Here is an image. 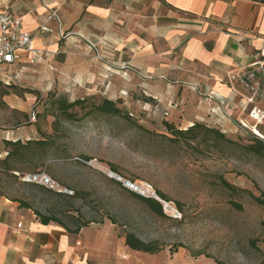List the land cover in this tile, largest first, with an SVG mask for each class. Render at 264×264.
I'll list each match as a JSON object with an SVG mask.
<instances>
[{
	"label": "rangeland",
	"instance_id": "obj_1",
	"mask_svg": "<svg viewBox=\"0 0 264 264\" xmlns=\"http://www.w3.org/2000/svg\"><path fill=\"white\" fill-rule=\"evenodd\" d=\"M27 67L36 73H21L8 95L0 88V159L7 154L4 140L47 139L50 145H31L16 163L20 175L0 168V192L71 227L100 223L122 235L132 232L158 247L161 258L177 256L181 263L190 258L193 264H264V204L254 198H264V159L236 145L168 141L163 137L168 134L163 113L134 78L128 77L121 89L102 82L89 88L58 78L41 64ZM61 96L69 101L90 97L97 103L109 98L118 101L130 119H59L53 113ZM228 137L241 143L249 138ZM40 171L73 194L59 195L22 180L24 173ZM127 181L154 190L165 215L154 213L125 190ZM176 210L181 217L174 216Z\"/></svg>",
	"mask_w": 264,
	"mask_h": 264
},
{
	"label": "crops",
	"instance_id": "obj_2",
	"mask_svg": "<svg viewBox=\"0 0 264 264\" xmlns=\"http://www.w3.org/2000/svg\"><path fill=\"white\" fill-rule=\"evenodd\" d=\"M3 12L21 17L22 31L52 29L34 36L35 63L12 65L18 77L36 63L75 86L121 89L130 77L180 128L204 121L235 137L244 122L264 135L249 114L263 104L236 79L264 53V0H0ZM20 200L0 192V264H193L133 250L111 226L43 223Z\"/></svg>",
	"mask_w": 264,
	"mask_h": 264
},
{
	"label": "trees",
	"instance_id": "obj_3",
	"mask_svg": "<svg viewBox=\"0 0 264 264\" xmlns=\"http://www.w3.org/2000/svg\"><path fill=\"white\" fill-rule=\"evenodd\" d=\"M1 87L3 89L2 94L8 95L10 93V89L13 86L12 84H7L1 80L0 88ZM147 99L152 100V98ZM54 105H56L57 112L53 113V115H55L59 119L61 117L62 119L69 122H79L87 118L95 117L96 115H112L124 119H130L129 114L125 111V109L119 107L118 101L109 98H103L99 103H97L95 101H92V98L90 97L78 98L74 101H69L64 96H61L55 100ZM163 123L169 134H165L163 135V137L170 142L176 143L183 141L187 144H191V142H198L199 144H204L205 146L209 147H215L219 144L236 145L244 153L264 159V139L259 136L250 135L248 136V143H241L229 138L226 133H224L220 128L209 126L204 121H195L192 125L182 129L167 120H165ZM136 126L140 129H143V126L139 124H136ZM4 144L7 148V154L3 159H0V168L6 172H12L14 175H18L17 173H19V168L16 163L19 160L24 159L25 152L30 150V146L36 145L40 147H46L50 145V142L47 139L27 140L26 142H22L21 140H4ZM223 183L231 187L226 180H223ZM123 188L130 192L143 204L148 206L154 213L165 215L163 212L162 203L155 198L150 196H143L125 186H123ZM55 193L64 195L56 191ZM157 193L162 199H168V197L164 193L160 191H158ZM254 198L260 203L264 204V198L255 195ZM20 201L23 206L31 208V206L24 200ZM36 214L41 217L43 223L55 221L64 224V222L55 215H44L38 211L36 212ZM126 244L131 249L136 251H142L151 254H156L159 251V248L154 246V244L143 241L132 232L126 233Z\"/></svg>",
	"mask_w": 264,
	"mask_h": 264
},
{
	"label": "built area",
	"instance_id": "obj_4",
	"mask_svg": "<svg viewBox=\"0 0 264 264\" xmlns=\"http://www.w3.org/2000/svg\"><path fill=\"white\" fill-rule=\"evenodd\" d=\"M49 16L48 21L56 20L61 22L59 13L56 9H48ZM22 19L21 17H15L8 12L0 13V75L3 82L12 84L18 79L11 67L19 59L25 55L30 63H35L39 58V50L33 45L34 36L39 32H49L52 29L44 24L40 27L39 31L35 34L25 32L21 30ZM62 35V34H61ZM90 47L95 51V56L98 60L104 61V57L99 52L97 46L90 43ZM239 85L248 93L252 102L260 101L263 106H253L249 114L251 118L256 121L264 120V53L261 59L244 67L236 76ZM210 98H214L213 95ZM238 129L241 134L247 136L256 135L264 139V135L256 131V129L250 127L247 123L239 122ZM20 175L19 173H17ZM22 180L28 183H35L40 186L46 187L50 190L73 194L72 190H68L62 186L53 176L46 171L24 173ZM128 188L129 185L134 187L132 189L142 195L158 198L155 191L152 189H143L130 181L126 182ZM137 189L139 191H137ZM166 208L171 207L168 202L163 201ZM175 217H181L182 214L176 210Z\"/></svg>",
	"mask_w": 264,
	"mask_h": 264
},
{
	"label": "bare ground",
	"instance_id": "obj_5",
	"mask_svg": "<svg viewBox=\"0 0 264 264\" xmlns=\"http://www.w3.org/2000/svg\"><path fill=\"white\" fill-rule=\"evenodd\" d=\"M256 131H258V130H256ZM259 132V131H258ZM259 133H261V132H259ZM127 184V183H126ZM129 187L130 188H132V189H135L134 187H132L131 185H129ZM137 191H139L138 189H137Z\"/></svg>",
	"mask_w": 264,
	"mask_h": 264
},
{
	"label": "water",
	"instance_id": "obj_6",
	"mask_svg": "<svg viewBox=\"0 0 264 264\" xmlns=\"http://www.w3.org/2000/svg\"><path fill=\"white\" fill-rule=\"evenodd\" d=\"M126 187H128V186L126 185Z\"/></svg>",
	"mask_w": 264,
	"mask_h": 264
}]
</instances>
